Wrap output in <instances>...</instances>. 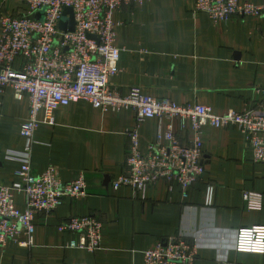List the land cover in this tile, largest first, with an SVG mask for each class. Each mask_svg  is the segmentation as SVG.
<instances>
[{
	"label": "crops",
	"instance_id": "crops-1",
	"mask_svg": "<svg viewBox=\"0 0 264 264\" xmlns=\"http://www.w3.org/2000/svg\"><path fill=\"white\" fill-rule=\"evenodd\" d=\"M244 1L264 5V0ZM194 7L195 0H147L118 9L116 45L122 52L112 85L122 94L140 87L154 98L205 105L218 114L259 107L264 16L215 23ZM28 12L26 0H0V18ZM29 110L27 96L17 99L11 87L0 90V185L19 179L27 143L21 126ZM169 122L149 118L141 123L143 153ZM135 123L132 109L103 111L80 100L58 108L53 124L38 127L31 155L34 172L55 166L66 183L84 175L88 195L65 198L51 213H37L34 245L10 241L0 246V264H142L147 249L181 234L198 246L195 264H264V254L235 250L238 229L264 225V163L254 160L242 130L235 125L203 129L205 173L184 197L178 183L163 179L145 193L113 186V179L127 171L128 132ZM173 124L181 142L189 144L191 122L183 126L176 118ZM208 185L215 187L211 205L206 204ZM247 192L262 195L261 209L248 207ZM16 205L26 208L23 193L16 195ZM89 215L103 223L102 248L69 247L79 234L60 232L58 225Z\"/></svg>",
	"mask_w": 264,
	"mask_h": 264
},
{
	"label": "built area",
	"instance_id": "built-area-1",
	"mask_svg": "<svg viewBox=\"0 0 264 264\" xmlns=\"http://www.w3.org/2000/svg\"><path fill=\"white\" fill-rule=\"evenodd\" d=\"M147 0H26L28 15L0 18V90L13 88L15 97L29 98L28 118L22 123L21 133L26 138L25 162L16 172L18 181L0 185V246L10 241L32 247L36 231L37 213H51L65 198L88 195L84 175L63 182L55 166L36 173L31 166L34 135L42 123L53 124L54 112L62 107L86 100L103 111L120 112L132 109L136 123L129 130L127 171L113 179V186L131 187L145 193L147 188L163 179L178 183L183 196L202 180L205 173L202 132L207 126L239 127L254 160L264 163V87L263 99L257 108L243 112L230 110L216 113L205 105L179 104L167 98L157 99L132 87L128 94L114 87L111 80L120 72L122 49L116 45L115 12L123 5L143 4ZM73 8L76 26L72 32L59 28L64 8ZM43 12V19L36 15ZM194 12L207 13L215 22H228L235 17H262L264 5L244 0H195ZM94 35L96 38H90ZM20 60V65L17 61ZM44 112L41 118L40 112ZM168 119L160 128L157 140L148 151L140 149V125L146 119ZM183 126L191 122L192 139L183 144L175 132L173 120ZM23 193L26 208L16 205V195ZM215 187L208 185L206 204L214 200ZM250 209H261L262 195L245 193ZM60 232L78 233L79 239L69 247L95 252L102 248L103 223L95 216H73L58 225ZM22 237H25L22 239ZM237 252L264 254V225L238 229ZM198 246L186 236L177 235L160 240L144 252L142 264H195Z\"/></svg>",
	"mask_w": 264,
	"mask_h": 264
},
{
	"label": "water",
	"instance_id": "water-1",
	"mask_svg": "<svg viewBox=\"0 0 264 264\" xmlns=\"http://www.w3.org/2000/svg\"><path fill=\"white\" fill-rule=\"evenodd\" d=\"M44 13L39 12L36 17L39 19H43ZM76 21L74 16L73 8L67 6L64 8L62 18L59 22V28L65 32H72L75 30ZM90 38H96L94 35H89Z\"/></svg>",
	"mask_w": 264,
	"mask_h": 264
}]
</instances>
